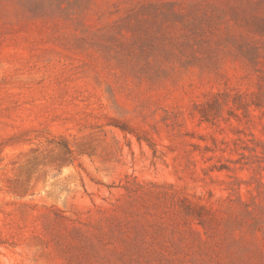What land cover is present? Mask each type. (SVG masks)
I'll return each mask as SVG.
<instances>
[{
	"label": "rangeland",
	"instance_id": "374dc122",
	"mask_svg": "<svg viewBox=\"0 0 264 264\" xmlns=\"http://www.w3.org/2000/svg\"><path fill=\"white\" fill-rule=\"evenodd\" d=\"M0 264H264V0H0Z\"/></svg>",
	"mask_w": 264,
	"mask_h": 264
}]
</instances>
